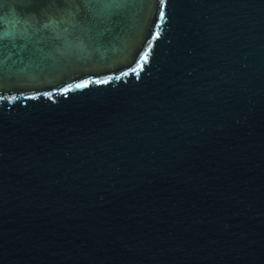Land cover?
Listing matches in <instances>:
<instances>
[{"label":"water","instance_id":"95a60500","mask_svg":"<svg viewBox=\"0 0 264 264\" xmlns=\"http://www.w3.org/2000/svg\"><path fill=\"white\" fill-rule=\"evenodd\" d=\"M0 264H264V0H0Z\"/></svg>","mask_w":264,"mask_h":264}]
</instances>
